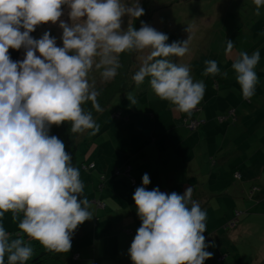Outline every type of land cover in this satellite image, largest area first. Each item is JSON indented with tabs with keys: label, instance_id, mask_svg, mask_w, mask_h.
Wrapping results in <instances>:
<instances>
[{
	"label": "clouds",
	"instance_id": "9594fccd",
	"mask_svg": "<svg viewBox=\"0 0 264 264\" xmlns=\"http://www.w3.org/2000/svg\"><path fill=\"white\" fill-rule=\"evenodd\" d=\"M254 4L260 15L264 0ZM62 5L70 8L72 21L71 26L59 23L62 47L49 32L40 39L30 36L37 25L55 24L63 14ZM124 15H144L139 0L131 6L122 0H0V218L11 212L21 232L48 251L68 252L74 230L93 218L88 199H78L84 189L80 170L72 165L64 142L49 135L52 125L63 122H70L72 133L99 132L92 113L82 108L91 101L97 112L102 111L99 92L88 81L90 70L102 69V79L110 81L121 67V53L151 49L133 76L137 87L150 78L155 95L188 116L205 93L204 83L194 82L187 65L168 59L183 57L190 37L167 44L166 34L143 22L139 30L129 24L122 31ZM22 47L25 58L12 61L9 48ZM233 47L227 40L225 55L232 54ZM259 61V50L251 55L241 51L231 65L245 99L255 94ZM204 63L203 75L221 74L215 60ZM127 99L137 103L132 95ZM149 183L145 173L142 184ZM144 186L133 195L142 222L128 250L133 264H203L210 259L213 253L205 251L209 245L203 235L207 213L193 201V188L180 195ZM33 252L23 236L10 239L0 224V264H5L6 254L7 264H26Z\"/></svg>",
	"mask_w": 264,
	"mask_h": 264
},
{
	"label": "crops",
	"instance_id": "0c3cea01",
	"mask_svg": "<svg viewBox=\"0 0 264 264\" xmlns=\"http://www.w3.org/2000/svg\"><path fill=\"white\" fill-rule=\"evenodd\" d=\"M25 55L26 53H20L18 61H22ZM140 58H138L139 63ZM203 83L205 92L212 91L215 96L211 104L217 111L214 113L212 112L213 109L210 111L204 107L200 111L192 113L194 117L205 119V122L201 125H204V127L201 128L200 126L195 130H189L184 124L186 113L177 112L172 104H168V101L165 103L160 101L161 106H165H163V109L158 108L156 110L159 116L155 114L156 112H151L152 121L141 116L143 120L150 121L152 124L158 123V121L167 123L168 126H171L167 128V134L180 135L181 143L183 145L187 144L184 149L180 148L179 152L173 151V154H169L167 159L164 157L162 161L156 162L155 159L162 156L157 151H146L144 153L143 149L141 160L142 156H139L132 147L129 149L124 147L109 149L106 141L104 142L102 139L106 134L105 132L98 136V148L93 150L90 147L86 148L87 154L84 155L83 161L89 164L94 162L95 167L91 172H83L81 167H78V169L80 170V179L84 184L83 192L90 202L89 211L93 213V218L86 220L83 222V226L79 227L76 234L82 233V235L72 238V247L68 255L63 252L60 260L47 264H133L128 250L137 229L142 223L137 215L133 195L137 187L144 186L142 177L145 173L149 175L150 183L144 187L149 191L159 188L163 193L176 192L183 195L186 188L192 187V199L199 205L202 204L203 210L212 209V201L219 196H223L230 201L229 207H233V210L238 209V211L235 210V213L237 212V216H239L238 223L232 229H226V231L222 227L223 223L234 218L233 215H235L230 209H224L222 215L213 211L206 212V230L203 235L209 241L207 242L209 246L205 251L212 252L213 256L206 259L203 264H257L258 262L264 264V248L259 244L261 238H264V229L257 227L261 222L260 218H264V210H262L264 200L257 199L255 203L247 204L245 200H240L241 191L239 194L233 191L234 187L245 189L247 185H251L252 178L242 180V170L251 168L252 164L257 168V162L264 163V154H262L264 153V129H262L264 125L259 123L261 117L257 119L259 122L253 120V122L247 123L248 120L245 119L248 115L240 114L238 109H236L237 121L232 122L231 118L226 117L225 113L223 114L218 107L220 104L219 88H222L219 87L220 83L215 80L212 81L216 90L213 86L211 87L207 79ZM207 104L208 102L204 103V106ZM149 105L151 106L152 103ZM169 106H171L170 110L166 109ZM164 110L166 113L160 112H164ZM134 113L135 111L131 110L123 119L118 121V126L126 128L125 126L137 122L138 117ZM216 117H219L218 121L212 122L213 118ZM136 136L137 134H133V136H128L126 139L129 142L132 141L130 144H134L133 139ZM93 139L96 143L97 136ZM241 139L243 141L248 140L249 143H246L247 146L244 148L237 149L236 146L241 144ZM229 143L232 145L228 146ZM261 148L262 151H260ZM165 155L164 153L163 156ZM113 157L115 160H113ZM235 159L239 162L236 163ZM121 160L131 165L130 173L135 178L134 185L130 183L126 175L119 177L112 175L113 169L120 166L119 161ZM233 160L235 161L233 162ZM233 173L241 178L240 183L239 181H233ZM261 173L264 174V168H261ZM101 174L105 175L102 183ZM261 182L264 184V180ZM229 185H232V188L225 190L224 188ZM231 190L233 196L230 195ZM218 192H221V194ZM215 193H218V195H214ZM96 200H100L101 203L96 205ZM254 204H257L260 208L253 209ZM250 217L258 218L259 221L251 222ZM248 224H253L254 228L246 227ZM14 227L15 221H10L9 234L11 230L16 229ZM18 231L21 232L20 229ZM240 234H242L241 237ZM250 235L258 236L259 251L255 248L254 253L244 254L245 246H256H251L254 239H249ZM23 236L27 237L25 234ZM26 241L29 242L30 239L27 237ZM239 242H242V246ZM74 251H79L81 255L80 259L72 262L71 254ZM218 257L222 259V263H218ZM5 264H7V254L5 255Z\"/></svg>",
	"mask_w": 264,
	"mask_h": 264
},
{
	"label": "rangeland",
	"instance_id": "374dc122",
	"mask_svg": "<svg viewBox=\"0 0 264 264\" xmlns=\"http://www.w3.org/2000/svg\"><path fill=\"white\" fill-rule=\"evenodd\" d=\"M122 3L126 6H131L134 3V0H122ZM139 5L144 9L143 17L147 16L148 13L150 14V16H147L149 17L147 25L168 36V40L166 41L167 44L183 42L190 37L188 45L189 51L183 57H169L168 59L177 64L187 65L194 82H204L207 79V82H209L213 88L214 85L212 84V81L215 80L220 83L219 87L222 88H219L220 104L218 107L222 110L223 114L225 113L226 115L229 113V108L235 107L238 109V112H242L243 115H248L245 119L248 120L247 123H250L251 121L253 122V120L258 121L257 119L261 117V121L258 122L261 125H264V6H261L260 8V15H256V5L254 4V0H139ZM62 12V16L55 24L52 22L50 24V22H48L42 29L34 34L33 38L40 39L45 32H49L50 36L56 39L57 46L62 47L63 43L61 37L63 30L59 27V23L60 21H64L70 26L72 24L69 17L70 8L66 5ZM133 20V17L124 15L121 18V30H127L129 24H132ZM188 27L191 28L190 32L187 31ZM227 40H232L234 45L232 54L230 55H225ZM257 50L260 52V61L255 68L258 83L256 85L257 89L255 88V94L251 97V102L249 103L244 101L241 97L240 86L236 81L235 73L234 70H232L231 65L241 51L247 52L251 55ZM150 52L151 49L137 51L141 56L140 66H142L144 59L150 54ZM20 53H26V50L22 47ZM36 55L39 56V52H36ZM23 57L22 54V58ZM206 60H215L218 67L221 69V74L216 76L203 75L206 67L204 62ZM101 71L102 69L97 70L93 67L88 73V80L95 82L98 79H102L100 75ZM224 72H227V76L222 75ZM149 79L150 78L146 77L144 83L139 87L134 83L126 93H118L115 95L109 106H107L103 113H101L96 119V122L100 125L99 132L94 136H90L88 133L91 130H87L86 135L83 136L85 141L82 142L80 148H78L74 155L76 161L79 162L84 158V155L87 154L86 148L90 147L92 150L98 148V134L100 132L106 133L102 139L104 142L106 141V145L109 146V149L122 147L129 149L132 147L136 150L139 156H142L141 160L143 158V155L141 154L143 149L144 153L146 151L159 152L162 156L161 158L155 159L156 162L162 161L164 157L167 159L169 154H173V151H176L177 153L180 148L184 149V146L187 144L183 145L181 143L180 135L173 136L172 134H167V128L171 126L159 121L158 123L155 122V124L150 122L152 121L151 119H153L150 115L151 112H156L158 108L163 109V106L165 105L161 106L160 101L162 103L167 101L160 100L159 97L155 95L150 87ZM214 90H216V88H214ZM128 95H132L135 97L136 101L138 100L135 105H132L127 99ZM214 98L215 96L212 91L204 93V103L208 102V104L204 106L205 109L208 108L210 111L213 109L212 112L216 113V109L213 108L211 104ZM151 103L152 105L150 106L149 104ZM154 103L156 104L155 106ZM168 104L171 103L168 102ZM116 106L120 107V109L125 107L132 108V110L135 111L134 114L138 117L137 122L125 126L126 128L118 126V121L120 120H113V114L111 113ZM170 107L171 106L166 107V109L168 108V110H170ZM173 107L175 106L173 105ZM160 112L166 113L165 110L164 112ZM155 114L159 116L157 112ZM141 116L146 117L150 121L147 122L143 120ZM216 118L217 120H215ZM216 118H213L212 122L215 123V121H218L219 117ZM202 127H204V125L201 126V128ZM262 129H264V127H262ZM133 134H137V136L133 139L134 144H130L132 141L129 142L126 138L128 136H133ZM95 136H97L96 143H94L95 141L93 139ZM240 136L245 137L244 135ZM90 141L92 142L89 145ZM241 141V144L236 146L237 149L241 147L244 148L249 143L248 140L243 141V139H241ZM232 144L229 143L228 146H231ZM246 149L248 150L249 148ZM260 151H262V148ZM162 152L166 155L163 156L164 153L162 154ZM100 160H102V158ZM235 160H233V162ZM235 162L237 163L239 161L236 160ZM257 166L258 167L255 168L254 164H252L251 168H245L241 173L242 180L252 178L253 185H247L245 189L242 187H234V190L232 189L233 191H236V194H239L241 191L240 194L242 195H239L240 200H245L247 204L255 203L257 199L264 200V184L261 182L264 180V174L261 173V168H264V163L257 162ZM232 177L237 181L236 175L232 174ZM240 182L241 181L239 180V183ZM230 188H232V185H229L224 189L229 190ZM232 190L230 195L233 196ZM218 193L221 194V192ZM230 204V201L226 198L219 196L212 201V209H207L205 211H213L222 215L224 209H230L232 213L235 214V210L238 211V209L233 210V207H229ZM254 206L253 209L260 208L257 204H254ZM262 210H264V208H262ZM20 218L22 219V214ZM250 218L251 222L255 223L259 221L258 218ZM260 220L261 222L257 227L264 229V218H260ZM10 221H13L11 212L5 213V215L0 218V224L4 226L7 232H9ZM18 222L19 220L15 221L14 228L16 229L11 231H18ZM252 225L253 224H248L246 227L254 228ZM241 236L242 234H240V237ZM250 236L249 239L253 238V241L256 242V244L251 242V246H256H245L243 250L244 254L254 253L255 248L259 251V245L257 243L258 236ZM26 242L34 247L31 240ZM239 243L240 245L242 244V242ZM259 244L264 248V238H261ZM40 249L45 250L42 245ZM36 253L37 251L33 252V255L35 256ZM68 253L69 251L65 252V255H68ZM257 264H259V262Z\"/></svg>",
	"mask_w": 264,
	"mask_h": 264
},
{
	"label": "trees",
	"instance_id": "16d2710c",
	"mask_svg": "<svg viewBox=\"0 0 264 264\" xmlns=\"http://www.w3.org/2000/svg\"><path fill=\"white\" fill-rule=\"evenodd\" d=\"M65 6L66 5H62L61 9L63 10ZM145 15H146V13H145ZM147 16H150V14L148 13ZM147 16H145V17L140 16L139 18H134V20L132 22V27L135 30H139L140 27H141V22H143L144 24H147L148 18H149ZM47 23H42L40 25H37L36 28H35V31L30 33V36L33 37L34 34H36L40 29H42ZM21 31H23V29H21ZM21 50H22V48L19 49V50L9 48L8 55H9L10 59L12 61H18V57H19V54H20ZM139 57H141L140 53H137V51H135V50L126 51L124 53H121L120 54L121 67L118 69V74L115 76V78H113L110 81H105L103 79H98L95 82H91L90 80H88L89 84L90 85H94L95 90L99 92V96L97 97V100H98V103L101 106L102 111L97 112L92 107L91 101H88L85 104H83L82 108L85 111H90L92 113L93 119L95 121L101 115V113H103V111L106 109V107L109 106L110 102L113 100V98L115 97L116 94H118V93H121V94L126 93L131 88V86L135 83V81L133 80V76L139 70V68L141 67L140 63L138 61ZM132 80H133V82H132ZM240 93H241V89H240ZM241 97H242V99L244 101H247L249 103L251 102V98L250 99L243 98L242 93H241ZM203 108H204V100H201V102L192 111L197 112V111H200ZM236 109L237 108H235V107L234 108H229V113L226 114V117H230L232 122L237 121ZM131 110H132V108H126L125 107V108L120 109V107L116 106V108H114L112 110V112H111L113 114L112 115L113 120H121V119H123V117L125 115H127ZM194 112H192V113H194ZM241 113L242 112H240V114ZM184 117H185L184 118V124H185V126L187 128H189V130H195V129L200 127L205 122V119L197 118V117H194L192 115L188 116L187 114H185ZM192 119H196L199 122H201L193 129H191L189 127V123H190V121ZM70 127H71L70 122H63L59 126L52 125L50 130H49V135L56 136L57 138H59L60 140H62L64 142V144L66 146V151H67V153L70 154V156L72 158L71 163H72V165L74 167H76V168L81 167L83 169V172H85V171H87V172L90 171L91 172L94 169V167H95L94 162H92L90 164L89 163H85V161H83L84 158L81 159V162L80 161L78 162V161L75 160V157H74V155L77 152L78 148H80V145L82 144V142L85 141L83 136L86 135V131L87 130H85L83 133H72L70 131ZM100 135H102V132H100L98 134V136H100ZM113 160H115L114 157H113ZM119 162H120V166H116L113 169L112 175L115 176V177L126 175L129 178L130 183L132 185H134L135 184V178L130 173L131 172V170H130L131 169V165H129L128 162L122 161V160L119 161ZM233 174L237 176V181L234 180V179H233V181L238 182L239 180H241V178L236 173H233ZM100 176H101V178H103L101 180V183H102L104 178H105V175L101 174ZM227 182H228V180H227ZM250 183H251V185H253L252 182H250ZM252 187H256V186H252ZM214 188H216V187H214ZM219 188H220V186H219ZM214 195H218V193H215ZM83 197H85L84 192L82 193L81 197H78V199H83ZM95 203L97 205V203L99 204V203H101V201L100 200H96ZM200 207H201L202 210L204 209L202 204L200 205ZM237 215H238V213L236 212L235 215H233L234 218L228 219L225 223H223L222 227L225 229L224 231H226V229H230V228L232 229L237 224V222L239 221V216H237ZM246 216H248V215H246ZM82 224L78 225L77 229L74 230V233L72 234V238L74 236L76 237L78 235H82V233L81 234H76V232L79 230V227L81 228L83 226ZM9 236H10V239H15V238H18V236H23V233H21L20 231H17V232L10 231ZM23 238H24V240L26 242L27 237L23 236ZM72 238H71V240H72ZM31 242L34 244V247H33L34 252L37 251V253L35 254V256L33 255L29 259V261L26 262V264H47L49 262L58 261V260L61 259L62 253H56V252L48 251L47 249L42 250V249H40L41 244L38 241L31 240ZM207 242H209V241L205 238V244H207ZM80 255L81 254H80L79 251L72 252V254H71L72 262L80 259ZM222 262H223L222 259L218 257V263H222Z\"/></svg>",
	"mask_w": 264,
	"mask_h": 264
},
{
	"label": "built area",
	"instance_id": "2783aa9c",
	"mask_svg": "<svg viewBox=\"0 0 264 264\" xmlns=\"http://www.w3.org/2000/svg\"><path fill=\"white\" fill-rule=\"evenodd\" d=\"M199 123H201V122H199V121L196 120V119H192V120L190 121V123H189V127H190L191 129H193V128H195Z\"/></svg>",
	"mask_w": 264,
	"mask_h": 264
}]
</instances>
